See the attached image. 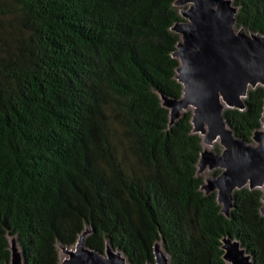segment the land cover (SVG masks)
I'll return each instance as SVG.
<instances>
[{
  "label": "trees",
  "instance_id": "16d2710c",
  "mask_svg": "<svg viewBox=\"0 0 264 264\" xmlns=\"http://www.w3.org/2000/svg\"><path fill=\"white\" fill-rule=\"evenodd\" d=\"M174 2L0 0V264L10 235L29 264H61L86 225L129 264H152L157 240L170 264H224V236L264 264L262 190L235 189L226 216L201 188L191 110L170 124L162 104L182 94ZM233 2L236 27L264 33V0ZM263 107L257 85L224 117L251 141Z\"/></svg>",
  "mask_w": 264,
  "mask_h": 264
},
{
  "label": "water",
  "instance_id": "95a60500",
  "mask_svg": "<svg viewBox=\"0 0 264 264\" xmlns=\"http://www.w3.org/2000/svg\"><path fill=\"white\" fill-rule=\"evenodd\" d=\"M189 3L172 29L180 34L172 55L179 61L176 78L182 84L180 97L160 94L169 110L172 124L184 111L191 110L193 132L201 136L202 146L197 173L221 168L204 178V192H216L221 211L228 216L234 207V190L247 186L262 190L264 214V107L261 125L246 141L236 135L224 117L226 107L243 109L249 88L264 86V33L236 27L238 6L233 0H175ZM219 140L217 152L212 146ZM210 146V147H208ZM92 227L85 226L73 246L61 244L66 256L61 264H129L121 250L106 243L104 250L86 244ZM9 237L7 264H29L23 257L15 235ZM224 264H253L250 253L231 236L222 238ZM150 264V263H149ZM170 264L162 240L154 244V262Z\"/></svg>",
  "mask_w": 264,
  "mask_h": 264
},
{
  "label": "rangeland",
  "instance_id": "374dc122",
  "mask_svg": "<svg viewBox=\"0 0 264 264\" xmlns=\"http://www.w3.org/2000/svg\"><path fill=\"white\" fill-rule=\"evenodd\" d=\"M179 10L181 11L182 9L186 8L189 6V3L187 4H183V5H177ZM182 18L183 19H186L184 18V16L181 14ZM203 147H205V145H202ZM210 147V146H208ZM214 149L215 147H218L220 149V151L222 150L223 146L221 145V143L219 142V140H216L214 143H213V146H212ZM218 169L219 171H221V168H213V169H209V168H206L204 171L200 172L199 174L202 175L203 179L210 175V174H214V171ZM10 240V239H9ZM19 247L21 248L20 244L18 243ZM73 246V245H72ZM57 249H58V253H59V260H60V263H61V260L66 256V254L63 252V250L61 249V245L58 243L57 244Z\"/></svg>",
  "mask_w": 264,
  "mask_h": 264
}]
</instances>
